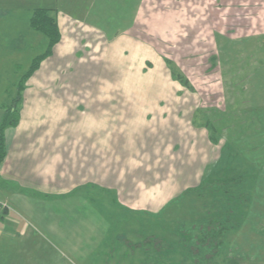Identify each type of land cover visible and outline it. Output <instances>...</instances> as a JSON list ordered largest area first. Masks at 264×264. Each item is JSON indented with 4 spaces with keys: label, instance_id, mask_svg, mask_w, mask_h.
Listing matches in <instances>:
<instances>
[{
    "label": "crops",
    "instance_id": "1",
    "mask_svg": "<svg viewBox=\"0 0 264 264\" xmlns=\"http://www.w3.org/2000/svg\"><path fill=\"white\" fill-rule=\"evenodd\" d=\"M39 3L43 1L0 0V77H4L0 79V122L2 104L10 99L8 82L14 76L12 82L16 83L30 65L18 70L22 52L32 43L37 49L41 47V53L46 46L43 35L30 26L33 12L45 9ZM56 12L61 40L26 83L18 126L4 132L6 156L0 167V201L8 209L4 215L0 213V264H60L57 257L38 252V243L43 242L41 227L48 226L52 235L64 241L70 258L78 260L77 264H91L93 256L103 259L111 223L93 212L87 196L105 193L110 199L105 205L116 216L140 214L156 219L172 207L175 198L199 185L211 160V144L203 129L185 122L182 110L162 107L172 99V91L176 97L177 90L161 59L145 52L146 46L134 37L119 40L118 34L108 40L99 30ZM70 22L83 24L89 34L93 31L103 36L104 42L99 40L93 51L98 52V59L107 50L115 51L116 63L112 67L116 83L131 92L133 104L138 100L141 106H84L83 102L98 98L97 93L88 96L83 88L90 83L92 71L101 73L102 68L92 65L79 52L92 44V39ZM22 24L21 32L13 30ZM128 53L135 55L132 57L138 60L137 65L131 67L125 62L124 55ZM104 99L102 96L101 100ZM134 114L138 117L136 123L131 121ZM107 115L123 116V121ZM173 162L177 165L173 166ZM153 164H159L158 174ZM191 196L194 195L184 199ZM45 200L58 201L57 210L75 209L78 205L88 215L53 220L49 225L48 221L38 219L39 212L46 207ZM27 214L34 218L25 219ZM115 221L117 225L122 223L118 218ZM149 253L144 254L150 260ZM144 254L135 257L133 252H121L118 257L137 258L139 261L128 264H140L141 258L146 259ZM158 254L153 251V260L166 259V255Z\"/></svg>",
    "mask_w": 264,
    "mask_h": 264
},
{
    "label": "rangeland",
    "instance_id": "2",
    "mask_svg": "<svg viewBox=\"0 0 264 264\" xmlns=\"http://www.w3.org/2000/svg\"><path fill=\"white\" fill-rule=\"evenodd\" d=\"M41 1L43 3H39V7L66 14L76 22L99 30L108 40L118 34L116 38L119 40L134 37L146 46L145 52L163 61L177 94L173 97L175 93L172 91V99L169 98L162 107L182 110L181 117L185 122L203 129L206 136L215 141V144L209 141L211 160L205 166L204 177L212 173L219 159L225 158L226 149L231 148L256 170L245 219L238 230L228 233L220 252L209 253L214 255L210 263L202 258L201 252L189 248L186 242L190 238L180 229L183 221L187 223L203 217V201L195 195L172 205L155 219L140 214L116 216L105 205L110 203L105 193L97 194L104 197L102 199L95 194L92 197L85 194L91 199L93 212L101 214L111 223L110 239L105 242V257L93 256L91 264L135 263L139 261L137 258L120 260L118 256L121 252H133L136 257L148 251L150 260L144 254L146 259L141 258L140 264H264V0ZM81 23H71V26H78L76 28L81 32H89ZM23 28L22 24L14 26L13 30L21 32ZM90 32L87 34L92 44L85 45L79 52L92 65L101 66L102 71L93 70L90 74V83L83 91H87L88 96L97 93L98 98L90 99V103L83 102L84 106L98 108L103 105L110 109L141 106L138 100L133 104L131 92L116 83V71L112 67L116 63L115 51L107 50L98 59L93 45L97 46L99 40L103 43L104 38L99 33ZM21 36L25 39L24 34ZM40 49L33 43L29 44L22 52L18 70H25L32 55L41 53ZM126 55L124 60L131 67L139 63L132 57L134 54ZM140 58L143 60L146 57ZM146 67L150 68L148 64ZM13 79L14 76L7 84L10 96H14ZM124 85L127 86L126 83ZM79 89L76 88L77 93ZM2 96L0 93V98ZM102 96L106 99L101 100ZM6 103H9L8 98ZM107 117L123 121V116ZM137 120L134 114L131 121L136 123ZM135 132L141 135L137 131L133 134ZM174 165L177 163L173 162ZM153 167L156 173L160 172L159 164H153ZM57 202H43L46 207L39 212L38 219L46 220L50 225L53 220L60 222L68 217L80 219L82 215H88L78 205L75 209L57 210ZM24 218L31 220L34 217L27 214ZM117 218L122 223L117 225ZM50 228L41 227L43 242L38 243V252L57 257L60 264H77L78 260L70 258L64 241L52 235ZM153 251H157L159 256L166 255V259L153 260ZM109 255L113 258H107Z\"/></svg>",
    "mask_w": 264,
    "mask_h": 264
},
{
    "label": "trees",
    "instance_id": "3",
    "mask_svg": "<svg viewBox=\"0 0 264 264\" xmlns=\"http://www.w3.org/2000/svg\"><path fill=\"white\" fill-rule=\"evenodd\" d=\"M30 26L43 35L46 46L41 54L32 59L27 70L19 75L13 86L14 96H10L9 103L2 104L0 167L6 156L4 132L8 128H16L19 124V110L26 83L39 70L40 65L51 57L53 48L61 40L57 12L54 10H35L30 19ZM209 141L215 144L212 138ZM224 153L225 158L219 159L210 175L207 177L203 175L196 188L186 190L173 200L174 205L184 202L186 196L195 195L203 201V217L187 223L183 221L180 229H183L182 232L187 233L190 238L186 242L190 245L189 248L197 250L198 253L201 252L202 258L208 263L214 258V255L209 253L220 252L225 245L224 241L228 233L240 228L250 204L251 186L256 179V170L245 163L233 148L226 149ZM4 213L6 212H1V215ZM188 252L191 253L190 250Z\"/></svg>",
    "mask_w": 264,
    "mask_h": 264
},
{
    "label": "built area",
    "instance_id": "4",
    "mask_svg": "<svg viewBox=\"0 0 264 264\" xmlns=\"http://www.w3.org/2000/svg\"><path fill=\"white\" fill-rule=\"evenodd\" d=\"M8 209L7 204L0 201V213Z\"/></svg>",
    "mask_w": 264,
    "mask_h": 264
}]
</instances>
